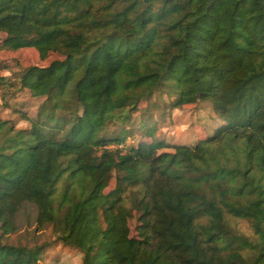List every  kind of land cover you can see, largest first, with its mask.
<instances>
[{
  "label": "trees",
  "instance_id": "16d2710c",
  "mask_svg": "<svg viewBox=\"0 0 264 264\" xmlns=\"http://www.w3.org/2000/svg\"><path fill=\"white\" fill-rule=\"evenodd\" d=\"M0 34L62 56L16 79L42 99L29 127L0 120V264H40L3 242L27 206L81 264H264V0H0ZM156 93L220 125L167 144Z\"/></svg>",
  "mask_w": 264,
  "mask_h": 264
},
{
  "label": "rangeland",
  "instance_id": "374dc122",
  "mask_svg": "<svg viewBox=\"0 0 264 264\" xmlns=\"http://www.w3.org/2000/svg\"><path fill=\"white\" fill-rule=\"evenodd\" d=\"M4 34H0V77L6 80L0 86V120L7 121L15 129H26L28 122L23 118H34L41 98H33L26 90H17L16 79L22 70L29 66L46 67L53 60H60L62 56L55 52H49L41 58L32 48H22L16 51L2 47ZM13 85L8 87L9 85ZM8 85V86H7ZM169 99L162 93H156L147 103H140L139 107H150V122L157 128L156 137L167 144L190 145L199 139L212 133L220 121L212 113L209 103L197 102L186 105L180 109H170ZM138 114L132 116L130 122L136 125ZM126 129L131 130V125L126 124ZM112 128L108 133L111 137ZM140 139L134 131L132 139H127L125 145H135ZM169 150V149H168ZM166 150V151H168ZM114 187V175L109 182L105 193ZM34 211L30 207L21 209L16 215L17 229L5 236L3 242L11 245L32 247L44 244L40 264H81V256L74 249L63 247L54 240L50 227L36 228L33 223ZM231 225L242 233L249 235L251 230L247 223L241 220L231 219ZM135 219L129 221L130 235H135Z\"/></svg>",
  "mask_w": 264,
  "mask_h": 264
}]
</instances>
